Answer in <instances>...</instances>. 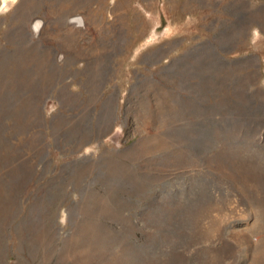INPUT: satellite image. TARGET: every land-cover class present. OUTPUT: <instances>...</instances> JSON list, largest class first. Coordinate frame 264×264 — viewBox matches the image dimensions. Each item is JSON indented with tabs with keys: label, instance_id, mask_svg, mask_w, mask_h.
Returning a JSON list of instances; mask_svg holds the SVG:
<instances>
[{
	"label": "rangeland",
	"instance_id": "rangeland-1",
	"mask_svg": "<svg viewBox=\"0 0 264 264\" xmlns=\"http://www.w3.org/2000/svg\"><path fill=\"white\" fill-rule=\"evenodd\" d=\"M82 259L264 264V0H0V264Z\"/></svg>",
	"mask_w": 264,
	"mask_h": 264
},
{
	"label": "water",
	"instance_id": "water-1",
	"mask_svg": "<svg viewBox=\"0 0 264 264\" xmlns=\"http://www.w3.org/2000/svg\"><path fill=\"white\" fill-rule=\"evenodd\" d=\"M71 19H72V20H77L78 23L81 22V18H80L79 15H73V16H71Z\"/></svg>",
	"mask_w": 264,
	"mask_h": 264
},
{
	"label": "crops",
	"instance_id": "crops-1",
	"mask_svg": "<svg viewBox=\"0 0 264 264\" xmlns=\"http://www.w3.org/2000/svg\"><path fill=\"white\" fill-rule=\"evenodd\" d=\"M81 261H82L83 264H87V263H85V262L83 261V259H82ZM93 264H94V263H93Z\"/></svg>",
	"mask_w": 264,
	"mask_h": 264
}]
</instances>
